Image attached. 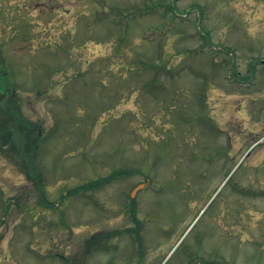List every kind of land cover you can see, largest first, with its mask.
Returning <instances> with one entry per match:
<instances>
[{
  "label": "rangeland",
  "instance_id": "obj_1",
  "mask_svg": "<svg viewBox=\"0 0 264 264\" xmlns=\"http://www.w3.org/2000/svg\"><path fill=\"white\" fill-rule=\"evenodd\" d=\"M0 46V264H264V0H0Z\"/></svg>",
  "mask_w": 264,
  "mask_h": 264
},
{
  "label": "flooded vegetation",
  "instance_id": "obj_2",
  "mask_svg": "<svg viewBox=\"0 0 264 264\" xmlns=\"http://www.w3.org/2000/svg\"><path fill=\"white\" fill-rule=\"evenodd\" d=\"M3 66V67H2ZM6 69L4 68V64L3 65H1V67H0V91L3 93V94H5V97L3 98V99H8V102H10V99H12L13 98V96H14V94H12L11 92H10V85H9V83L7 82V76H6V71H5ZM13 132L12 133H10V134H8L7 135V137L8 138H13ZM33 143L34 142H32L31 144H30V147H29V149H32L34 146H33ZM15 144V142H13L12 141V143H11V146L13 147V150H17L18 151V149H17V147L14 145ZM13 150H12V153H13ZM19 152V151H18ZM16 159V156H12V157H10L9 158V161H11V164H14V162L16 161L15 160ZM224 160H226V162H228V160L227 159H224ZM17 162V161H16ZM211 162H209L208 164H210ZM212 164V163H211ZM240 187V186H239ZM237 188L235 191L236 192H243L242 190L243 189H241V188ZM245 191H247V190H245ZM256 193H258V192H256ZM222 206V205H221ZM225 209V208H224ZM222 211V209L220 210V212ZM219 212V213H220ZM225 217V216H224ZM215 223H216V221H215ZM216 224H219L218 226H220L221 227V224H220V222L219 223H216ZM220 231H221V228H220ZM222 234H223V238L224 237H226V235L223 233V231L221 232ZM104 243V242H103ZM103 243H99V245L100 244H103Z\"/></svg>",
  "mask_w": 264,
  "mask_h": 264
},
{
  "label": "water",
  "instance_id": "obj_3",
  "mask_svg": "<svg viewBox=\"0 0 264 264\" xmlns=\"http://www.w3.org/2000/svg\"><path fill=\"white\" fill-rule=\"evenodd\" d=\"M4 62L2 51L0 50V64ZM3 97V94L0 92V98Z\"/></svg>",
  "mask_w": 264,
  "mask_h": 264
}]
</instances>
